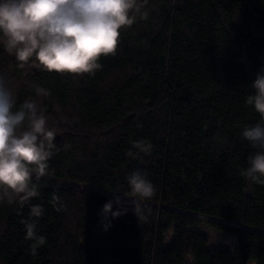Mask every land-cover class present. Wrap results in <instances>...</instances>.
I'll return each instance as SVG.
<instances>
[{
    "label": "trees",
    "instance_id": "1",
    "mask_svg": "<svg viewBox=\"0 0 264 264\" xmlns=\"http://www.w3.org/2000/svg\"><path fill=\"white\" fill-rule=\"evenodd\" d=\"M142 11L94 74L20 68L0 44L17 108L36 100L56 131L39 196L0 201V264H264V186L240 175L253 151L242 129L261 120L246 99L264 68V0H148ZM141 140L151 154L127 155ZM136 170L155 196L105 231L101 208L129 194ZM34 205L46 239L35 254L22 223ZM209 226L233 247L213 248Z\"/></svg>",
    "mask_w": 264,
    "mask_h": 264
},
{
    "label": "clouds",
    "instance_id": "2",
    "mask_svg": "<svg viewBox=\"0 0 264 264\" xmlns=\"http://www.w3.org/2000/svg\"><path fill=\"white\" fill-rule=\"evenodd\" d=\"M148 0H0V44L13 55L20 68L36 66L48 72L73 75L94 74L102 66L101 57L115 55L121 32L130 28ZM254 94L246 104L254 107L261 120L245 126L241 135L253 150L247 167L240 175L249 182L264 186V68L252 83ZM43 90L37 88V94ZM56 131L40 104L26 99L17 108V96L10 81L0 74V201L19 202L23 207L30 198L39 196L37 184L48 175L49 161L54 155ZM127 155L136 158L150 155L152 145L144 140L133 141ZM129 194L113 193L100 210L105 231L111 220L127 213L142 214L145 201L156 189L147 171L136 170L127 176ZM58 198L53 199L55 207ZM121 204L126 205L121 207ZM114 206L116 210L114 209ZM56 211H61L56 207ZM44 214L41 205L30 209L22 223L31 251L46 243L37 233V219Z\"/></svg>",
    "mask_w": 264,
    "mask_h": 264
},
{
    "label": "rangeland",
    "instance_id": "3",
    "mask_svg": "<svg viewBox=\"0 0 264 264\" xmlns=\"http://www.w3.org/2000/svg\"><path fill=\"white\" fill-rule=\"evenodd\" d=\"M213 221H217L226 225L230 226H238L241 228H245L248 230L252 231H257V232H263L261 228L254 227V226H249L246 224H241L237 223L235 220H230V221H222V220H217V219H211ZM209 232H210V241L212 244V247L215 249H231L234 245V241L230 234L223 232L221 229L215 227V226H209ZM172 241V232L168 234L166 237L165 244L168 246ZM248 264H255L254 260H251Z\"/></svg>",
    "mask_w": 264,
    "mask_h": 264
}]
</instances>
